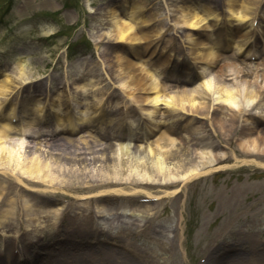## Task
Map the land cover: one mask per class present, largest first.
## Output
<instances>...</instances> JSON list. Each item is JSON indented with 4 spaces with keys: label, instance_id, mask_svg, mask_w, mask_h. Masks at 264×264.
Segmentation results:
<instances>
[{
    "label": "bare ground",
    "instance_id": "6f19581e",
    "mask_svg": "<svg viewBox=\"0 0 264 264\" xmlns=\"http://www.w3.org/2000/svg\"><path fill=\"white\" fill-rule=\"evenodd\" d=\"M188 1L190 4L184 6L183 3ZM260 1L226 0L230 24L225 30L216 27V20L219 16L212 5L213 3L209 4L201 0H166L165 4L168 11L164 16L161 12H154V10L150 11L148 15H144L140 10L144 8L145 2L139 0H127L120 5L108 4L106 13L110 17H105L104 20L93 24L90 33L95 40L107 38L110 41L116 40L129 43L133 56L121 55L114 47L105 45L100 55L99 68L92 66L89 73H99L102 63L106 73L110 75L115 72L111 80L120 86V90L123 91L130 104L134 103L139 106L141 114L144 116V131L143 133H135L136 139L139 141L138 144L104 143L97 150L93 148L92 143L81 136L80 138L84 142L81 153L86 156L94 153L93 158H70L67 163H80L81 167L79 165L76 167L86 168L87 164L90 163L89 161L92 162L96 158L97 161L101 160L99 164L104 168L102 174L98 176L91 174V177L82 182L77 177L76 168L72 167L75 165H60L57 162L56 173H54L52 163L49 161L52 155L43 154L42 149L37 146L36 148L27 147V141L25 140L29 136L34 137V134L39 135L40 133L43 137H50L49 140L52 139L53 141L65 139L67 142L63 144L65 149H69V145L81 146L80 143H75L76 139L57 133L56 127L47 131L36 132L38 130L35 129V125L40 129L44 128V126L38 125L39 121H36L39 117H35V115L38 113L37 111L41 113L45 105L38 98H29L28 100V97L31 96H28V91L30 86L38 85L42 88L45 78L39 77L33 80L34 75L27 64L14 63L9 64V66L1 60V230L5 231V227H9V230L16 234L20 230L17 227V222L20 220L25 227L24 233L33 238H38L41 235L40 232L44 234L47 228L46 225L48 227L69 226L80 232L84 230L86 233L89 229L92 230L95 227L115 229L117 233L124 232L126 230H122V227L119 226L126 224L127 219H122V215L117 218L114 213L110 217L109 211H112V208L126 211V214L138 213V207L139 211L143 213H152L151 210H154L148 204L127 203L126 199L135 201L134 199L140 197L139 189L135 188L137 186H157L178 192L181 184H185L183 182L195 176L206 174L210 172L209 170H213V167L220 166L218 164L225 163V161L233 160L237 162L243 156L253 158L252 160H240L245 164L264 166L263 163L258 161L264 160V44L261 51H259L260 56L257 57L258 60L255 62L244 59L238 60L234 54L233 56H225L220 52L226 40H231L236 47L244 45L243 43L247 41L249 35L234 20H245L247 16L249 17L254 12L256 14ZM158 8L157 6L153 7V9ZM118 10L121 12H118ZM211 17L215 21H212ZM153 18H158V23L154 27L148 30L142 27ZM108 19H113L112 27L106 26ZM132 20L136 22L138 20L139 23L135 26L131 22ZM168 21L171 22L170 25L173 27H166L165 31L171 34L176 31V26L179 27L187 38L188 47L195 53L194 57L199 60L198 62L201 65L206 67L210 76L203 82V91L198 88L189 89L186 87V84L190 83L195 76L188 73L189 67L186 62L176 63L182 60L180 56L177 57L172 70L168 71L164 58L159 56L155 59L157 56L154 51L155 46L153 50H150V44L154 45L159 30L166 26ZM212 27L213 30H211ZM143 39L146 41L144 46L141 44ZM174 40L172 36L168 42ZM165 73H167V77H174L171 75L175 74L182 76L176 77L174 81H177V83L172 85L168 82L169 78H165ZM162 75H165L164 79H159ZM80 79L79 77L73 78L72 85L79 86ZM179 82H181L180 85H178ZM212 83L219 89L223 95L222 100L226 101L225 103L229 104L226 106L229 107L225 106V111L213 109L211 112H207L211 115V122L209 121L212 128L211 134L201 135L199 128L192 125L187 126V137L177 136L185 122H190L191 119L181 117L176 113V109L194 112L193 115L200 113L201 109L207 106L203 99V93L212 88ZM15 88L20 91L23 97L27 98V102L22 106L17 101L8 100L5 97ZM54 89V83H50L49 91L53 92ZM148 92H154L155 94L150 95ZM113 93L110 96L111 98L118 95L116 93L113 95ZM238 95L243 98L242 100L245 99L250 103V110L258 109L261 114L246 111L243 109L244 107L238 105L236 110H240V113L244 112L242 117L236 110H232L231 104L236 105L235 98ZM163 97H167L169 104L175 106L170 107V111L167 109L170 116V126L167 130L160 127L163 113L167 112L165 107L158 105ZM52 102V107L59 106L58 112L51 119L55 122V126L71 125L80 131L91 132L95 130V132L105 136L100 123L103 119L100 121L93 119L91 123L77 125L78 119L87 120L86 115L83 114L84 110L80 111L78 118H75L70 112L63 117L60 114L63 104L61 96H58V100L53 99ZM133 109L134 106H131L129 113ZM89 112H91V109ZM107 113V111H103L101 118H108L106 116L109 113ZM110 123H112V119ZM116 125L120 126L119 121L117 124L107 125L106 128L115 130ZM156 130H160L159 135L152 140L149 139V141L148 137L153 135ZM66 132L72 131L67 129ZM119 138H122V136H119ZM211 138H216V141L211 140ZM206 139H210V141H206ZM203 145L210 148V152L202 149ZM130 146H133L132 149L129 148ZM222 146L227 149V151H222L224 155L216 152ZM210 157L215 160L212 166L209 164L211 162V160L209 161ZM108 163L110 164L108 165ZM106 167H109V169ZM141 168H144L145 171ZM60 169L62 172L64 171L63 174L60 173ZM128 172L129 174H126ZM69 173H71V176ZM73 177H77V179L73 180ZM156 177H159L160 182H151ZM8 180L9 182H7ZM128 187L134 189L128 191ZM165 195H160L161 199L164 200ZM140 207L145 209L142 210ZM55 211L56 215H53ZM138 216L146 217L141 213ZM152 219L151 217L148 220ZM182 220L183 213H181L180 219L176 220V224L180 226V231H183ZM12 223L16 224L13 226ZM180 233L182 239V232ZM174 236L176 237V235ZM52 245L54 244L49 241L41 249L47 250ZM145 248L148 249L146 253L149 254V257L152 256L157 259H151V264H157L159 251L150 246ZM32 253H34L33 250L29 252V255H32ZM40 253L42 254V252ZM92 253H96L95 256H104L101 260L106 261L113 254V250L102 248V250ZM31 257V264H56L54 249H51V252L48 250L45 256L36 255L32 259ZM76 260L77 264L97 263V261H92L84 256L82 258L80 256L75 257L73 262H76ZM221 260L225 264L231 263L230 260L226 263L223 259H214L210 264H221ZM9 261L5 264H11ZM235 261V264L242 263L240 260ZM243 264H264V252L255 253L253 258Z\"/></svg>",
    "mask_w": 264,
    "mask_h": 264
},
{
    "label": "rangeland",
    "instance_id": "374dc122",
    "mask_svg": "<svg viewBox=\"0 0 264 264\" xmlns=\"http://www.w3.org/2000/svg\"><path fill=\"white\" fill-rule=\"evenodd\" d=\"M126 1L127 0H0V57H2L3 63L8 65H12L14 63L27 64L34 75L33 80L39 76H43L44 72H46L44 91L41 90L43 87L40 88V86L36 85L31 87L32 93L38 94L41 100H45L46 103H48V100L50 99L49 95H47L46 85L54 83L55 89L52 92V97L58 100V96H61L64 102L67 103L68 101V108L66 107L63 110L67 109L75 116V118H78L77 116H79L80 111L84 110L83 114L86 115L87 120L78 119V124L87 122L93 116V111H95L97 107L101 105L100 103L103 99L101 95L106 93V91L111 92V90L115 88L114 93L118 95L116 98L111 99L105 108V110H108L109 112L108 116H106L108 118H102L103 120L101 119L102 121L100 122L105 133L107 134L108 131L106 128L107 125L109 126V124L113 123L117 124L118 121L120 126L116 125L114 128H120L118 132H120L122 129L125 131V129L127 130L129 128L134 131H142L144 116H141L142 114L138 109V105L131 111L128 117H126V115L122 112L120 104L122 106L121 102L124 99L127 101L128 98L125 96L123 91L120 90V86H118L117 83L112 82L111 77H113L115 72L109 75L105 72L106 70L104 66H102L99 73H89V69L92 66H97L99 68L100 53L102 52L105 45L114 47L121 55L133 56L132 48L129 43L116 40L110 41L107 38L100 39V42H98L94 39V37H92L90 33L93 24L104 20L105 17H110L109 14L106 13L108 4L120 5ZM139 1L145 2V9H150L149 11H143L144 15H148L149 12L153 10L154 12H161L162 14L167 12L166 6L164 5L165 0ZM155 1H157V3H154ZM201 1L207 2L209 4L213 3L212 5L214 6L216 12H221L222 14L226 12V0ZM63 2L72 3V9L59 10L60 4ZM188 4H190L189 1L183 3L184 6H187ZM150 5H154L159 8H149ZM163 6H165V8ZM144 8L140 11L142 12V10H145ZM4 10L5 14L3 15ZM118 12L121 11L118 10ZM261 14H264V5L261 8ZM211 19L212 21H215V19L212 17ZM112 20L113 19H108L106 26L108 25V27H112ZM220 21L221 19L218 20V22ZM248 21H250V19H247L246 23ZM133 22L135 23L136 21ZM137 23H139L138 20L136 25ZM262 24H264V19ZM145 26L146 25L142 27ZM243 27L244 30H249L248 24H244ZM161 35L162 34L157 36L155 39L158 38L159 40ZM172 36L176 39V50L173 52V54L178 57L181 52L180 44L185 41V44L187 45V38L183 35V33L180 32V29L175 31ZM165 38L166 37H164L163 42L166 41ZM80 39L84 40V48L80 52H77L72 48L66 49L69 42H74ZM89 40L92 44H89ZM141 44L144 45V41H142ZM166 45H168V43H166ZM64 49H66V51H62ZM84 50L94 54V56H92L88 61L82 58L83 56L81 52ZM190 52L195 55L191 49ZM164 59L166 60L167 58ZM190 59L192 58L190 57ZM55 64H58L56 65V69L51 66L49 67V65ZM200 70L202 73L198 76H195V78H193L190 83L186 84L187 88H198L203 91V82L210 75H205L206 69L201 67ZM165 75L158 77L159 79H164ZM171 76L174 77L166 76L165 78H169L168 82H170L172 85H175L177 81H174V79L176 77H180V75L175 74ZM78 77L81 78V81L79 80L80 85L72 86V79ZM180 84L181 82L178 83V85ZM148 93L150 95L155 94L154 92ZM75 95L77 96L76 99ZM13 97L19 101V96L17 94H14L12 99ZM203 99L207 106L201 109L200 113L196 114L197 116H200L199 119L194 120V116H196L193 115L195 114L194 112L176 109V113L182 117H187L186 119L188 120L193 118L192 122H195L194 124L197 125V128H199L201 135H207L211 134L212 130L210 123L207 122V120H204L205 118L209 119L210 117L209 113L207 112H211L213 109H221L225 111V106L229 104L222 100L223 95L213 83L212 88L206 90V92L203 93ZM242 99L243 98L239 97V95L236 96V105L233 106L231 104L232 110H236L238 105L239 107H244L243 109L246 111L261 114L260 110L258 109L250 110V103H248L247 100ZM130 105L135 106L134 103H128L129 109ZM158 105L165 107L166 111L167 109L170 111L172 107H175L174 105L169 104L167 97L161 98V101ZM46 106H48L46 108V112L44 110L46 118L56 113L55 109L49 108V103ZM81 106L82 108H80ZM62 108L63 107L61 106V114L66 115L67 112L62 111ZM90 109L91 112H89ZM236 111L239 113V115H241V117L243 116L240 113V110ZM111 119L112 123H110ZM50 124L51 120L48 121L44 128H52V124ZM49 125L50 127H48ZM38 128L39 127L35 125V129ZM63 128H67V126L64 125ZM68 136L76 139L75 143H80L81 146L69 145L68 148H70L65 149V146H63V144L67 143L65 139L51 141L46 138H42L40 140L38 137L28 138L25 141H27V147L36 148L37 146L38 148L42 149L41 151H43V154L48 153L49 156L52 155L49 161L52 163L54 173H56V166L58 165L56 163L59 162L60 165H75L72 167L74 169L76 168L78 176H72H77L80 182L87 180L88 177H91V174L95 176L102 174L104 168H102V166L99 164L101 160L97 161L96 158L92 162L90 160V163L87 164L86 168L76 167L80 163L67 162L70 158H93L94 153L87 156L84 153H81V147L84 145L83 140L80 138L81 136L86 138L89 143H92L95 150L100 149V145L103 146L104 143L110 142L102 140L95 133L82 132L75 135L74 137L71 135ZM211 140L216 141V138H211ZM113 143L119 144L117 141H113ZM113 147L115 148V145ZM211 157L209 159V161L211 160L210 163L213 162V158ZM242 159L251 160L253 158L250 156H243L239 158V161L237 162L231 160L230 163L228 162L229 164L225 165L224 171L221 170L214 173L213 175H210L209 177L199 176L198 178L189 181L185 190L182 188L183 191L178 196V200H174L176 198L173 197L174 193L168 194L164 189L139 186V193H142L143 195L144 192L147 191L153 194H165L166 192L168 198L165 200L166 202H164L165 210L161 213H173L177 218H179L180 213L182 212L184 214V219L182 220L183 231H180V227L178 226L175 228V231L172 232V234H177L176 239H173V245L168 243L171 246L168 245V247H165L163 246V243H159L156 240L158 235L155 233V231L157 229H162L166 230L168 233L169 230L174 229L173 225H175V223L167 227H161L159 226V223L154 220L152 226L148 227L149 234L147 235L145 233L143 235H139L140 239L136 243V247L143 252L148 251V249L145 248L148 245L153 249L158 250L161 254L159 260L162 262V264H205L203 263L202 259H204L206 256H209L210 254L211 257L207 260L206 264H210L214 259H223L226 261V263L230 260V264H235V260H240L242 262L241 264L247 263L250 258H253L255 255L254 252L257 250V248L263 247L264 244L262 243L264 240V172L254 168V166H256L254 164L247 165L240 161ZM258 161L264 163V160ZM109 164L110 163H108V165ZM79 166L81 167V165ZM197 166L199 167L200 164ZM106 168L109 169V167ZM141 169L144 170V168ZM129 172L126 174H129ZM60 173L63 174L64 171L62 172L60 169ZM69 175L71 176V173H69ZM77 177H73L72 179L75 180ZM151 182H159V177H156L155 180H151ZM127 189L130 190V188ZM163 207V204H159L158 207H154V209L162 211ZM111 210L112 211H109L110 217L112 216V213H114V216L117 218L121 215L122 219L126 217V211L116 208H112ZM141 214L148 216V213L141 212ZM147 223L149 224V221H147ZM132 224L133 223L129 222L123 224V226H119L122 228H127V231L126 233L125 231L122 233L124 235H117V238L124 240V236H126L127 233L129 234L128 230H136V227L132 226ZM6 229L8 230L9 227H5V230ZM114 230H107L106 234L108 231ZM65 231L71 236V233L67 228ZM180 232H182V239ZM102 237H106L104 233ZM73 238L74 237L71 238L72 242ZM6 239L0 237L1 248L4 247ZM166 241L169 242L170 238H167ZM40 243H42L41 239ZM240 246H245L246 250L249 251H241L237 248ZM104 248L109 249V247L106 246ZM48 250L51 252V248H48ZM48 250H46V253ZM99 250H102V248H98L95 251ZM55 252L56 264L64 263V261H70L69 264H72L71 260L75 258V256L88 257V255L92 260H96L97 262L109 261L110 259L116 257V254H119L120 257L124 259V262L126 260H132L128 254L130 253L129 251H127V253L123 252L122 254L113 253L111 256H109L110 259H107L106 261L101 260L104 256H101L102 258L95 256L96 253H92L93 251L91 249H86V252L79 253L81 250L75 246H73L68 252L62 251V249H55ZM113 252L115 251L113 250ZM36 255L45 256V251L41 248L35 249L34 256ZM128 262H136L139 264L137 261ZM220 263L225 264L222 260Z\"/></svg>",
    "mask_w": 264,
    "mask_h": 264
}]
</instances>
